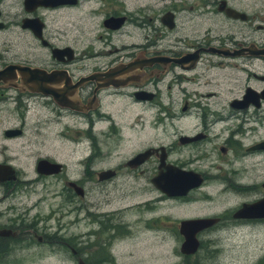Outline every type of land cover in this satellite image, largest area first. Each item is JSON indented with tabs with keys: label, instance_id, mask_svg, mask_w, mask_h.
<instances>
[{
	"label": "flooded vegetation",
	"instance_id": "1",
	"mask_svg": "<svg viewBox=\"0 0 264 264\" xmlns=\"http://www.w3.org/2000/svg\"><path fill=\"white\" fill-rule=\"evenodd\" d=\"M4 1L0 264H214L264 231L239 214L264 196V0Z\"/></svg>",
	"mask_w": 264,
	"mask_h": 264
},
{
	"label": "rangeland",
	"instance_id": "2",
	"mask_svg": "<svg viewBox=\"0 0 264 264\" xmlns=\"http://www.w3.org/2000/svg\"><path fill=\"white\" fill-rule=\"evenodd\" d=\"M13 1L14 0H5L4 3H10ZM149 2L150 0H128L129 4H145ZM168 3V0H159L158 4L159 7H166ZM3 107V110L0 109V128L10 124L12 120L11 117L2 119L1 115H6V112L8 111V108L5 105ZM21 164H28V161H25L22 156ZM42 210H44V208H42ZM78 230L83 231V226L81 224L78 226ZM75 231H77V229L73 225L68 226L67 233H69V236L71 235V232ZM220 238L221 236L218 237L217 241L220 248L218 247V250L214 251L209 258L214 261V264H252L259 256H264V231L256 232L253 235L238 233L226 236L222 238L221 244ZM257 264H264V262L258 260Z\"/></svg>",
	"mask_w": 264,
	"mask_h": 264
},
{
	"label": "water",
	"instance_id": "3",
	"mask_svg": "<svg viewBox=\"0 0 264 264\" xmlns=\"http://www.w3.org/2000/svg\"><path fill=\"white\" fill-rule=\"evenodd\" d=\"M48 2H49V0H23V3L26 6L27 5H35V4H46ZM223 7H226L225 8L226 12L231 14L232 16H235L236 14H241L240 12H237L231 8H227L229 6L223 5ZM10 66L11 65H8L6 67H10ZM20 67H24V66H20ZM25 69L27 70V72H25L21 68L18 69L21 77H26V75H30L31 77H35V76L39 75V70L37 67H26ZM22 82L24 84L28 85L30 88H33L35 90H39V85L35 81H30V83H29V82H26L22 79ZM43 163H44L43 160L38 162L39 165H42ZM0 166H1V164H0ZM0 170H1V168H0ZM239 214L264 216V196L261 197L260 199L256 200V201H254L253 203L244 204L241 207ZM188 245H189V237L186 236L185 240L182 243V247H184V248L186 247L184 250L191 251L194 248L195 243L193 242V245L190 249L188 248Z\"/></svg>",
	"mask_w": 264,
	"mask_h": 264
}]
</instances>
